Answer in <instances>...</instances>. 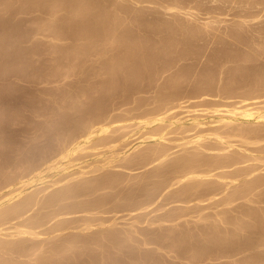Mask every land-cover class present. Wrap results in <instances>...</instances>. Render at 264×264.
I'll use <instances>...</instances> for the list:
<instances>
[{
	"label": "rangeland",
	"instance_id": "1",
	"mask_svg": "<svg viewBox=\"0 0 264 264\" xmlns=\"http://www.w3.org/2000/svg\"><path fill=\"white\" fill-rule=\"evenodd\" d=\"M247 1L248 0H246L245 2H242V0H241V3H239L240 0H92V1H90V0H0V9H1L0 10V45L3 47V48L0 47V52H1L0 53V118L4 120V122L0 124L1 125L0 126L1 127L0 128V164H1V166H6L8 171L11 172V171H13L12 170L13 168L21 167V166H19L20 164H24V166H25V164L26 165L31 164L34 160H36L34 158H36L37 154L40 153L42 150L44 151L43 153H45V149L47 150V148H48L47 151H50V153H51V151L55 152L57 150L64 149V148L68 147L67 146L68 144L71 145V143H73L74 141L76 142L78 139H81V137H82L81 132L83 133L85 131V129L87 128V126H89L88 124L89 123L91 124L93 122H94L93 124H95L94 125L95 127H98L102 124L107 125L109 127L108 131H107L108 134H112V135L115 134V136H117L116 134L119 133V135H120V133L127 131L128 132L127 133L128 138H130V140H132L131 138L136 140L135 137H137V134L138 135L142 134V133H140V129H141V132H143L144 130H146V128L148 130L149 129L153 130L155 128V127L153 128V126H152V128H151V126H145V127L138 126V121H140V120L142 121L143 117H148L149 115H151L153 113L154 114L151 116L162 115V114L165 115V113L167 112L165 123H163V125L165 124L164 126H166V127L164 128L161 125L160 126L156 125L157 128L159 127V129H160V132H159V130H158V133L156 132V134H157L156 136H159L164 131L167 132V130L169 128H171L172 126H173V128L175 126H177L179 128V125L167 126L166 123L169 121V116L170 117L172 116V117L185 118V117H187V115H189V114L191 115L194 112L196 114H199V115L201 113L202 119L206 123H205V125H202L203 127L201 126L200 128H204V127L206 128L209 126L215 127V126H218L220 124H218V123L214 124L213 122H209V120L212 121L213 119L216 118L214 116V114H217V113L222 114V111L224 113L227 109L233 108V106L238 107V105L239 106L245 105L249 109L250 108L255 109V107H257V106L264 105V102H262V101H264V99H262V98H264V87L261 86V88H259V85H257V83L252 81L253 79L249 78L251 75V72H252V71L250 72V70H253V71H254V69L261 70L260 72L257 71L259 73V75H261L260 73H264V71H262V70H264V30H262V29H264V3H262L261 0H257V1H261V3L258 2V4H257V1H255L256 3H253L254 5L252 6L253 8L252 7L250 8V6H251L250 4L252 2H250V4H249L250 0L248 1V3H246ZM253 2H254V0H253ZM244 3H246V4H244ZM240 4L242 7H239ZM6 5H7V7H6ZM100 5H101V7H100ZM247 5L249 6V8ZM131 6H132V8H131ZM170 6L173 8H171ZM244 6L247 7V9L246 8L244 9ZM105 9H107V10H105ZM137 9H140V11L142 13L139 12V14H141V15L138 14L137 11H139V10H137ZM256 9H257V11H255ZM134 12L137 15V19H136L137 22L136 23L140 22L138 24L134 23L135 19H132L133 17L136 18V15H133V14H135ZM143 12H144V14H143ZM115 13L118 14L116 17V20H117V22L120 23L116 28L118 33L124 32L126 30L125 32H127L128 35L130 34L132 37H138V38L141 37V39H143V40H140V38H139V40L142 42L143 41L146 42V43H144V44H146V47L144 46L146 48V51L145 52L143 51L145 53V55L147 53H149L150 51H151L150 53L154 52V54H155V51H156L158 56L155 54L154 58L157 57V59L153 58V60H155V61L152 60V62L150 64V68H149L150 73L149 72L147 74L143 73L144 75L140 76L138 78V80H136V82L135 81L132 82L133 84L131 82H129V84L131 83L132 85L131 84L129 85L127 83L124 85L125 80H124V77L122 76V73H117V75L115 76L116 79L113 78L116 82L113 80L115 85L113 84V88H112L113 91L112 90H111L112 92L110 91L112 94L111 93L109 94L107 92L104 94V91L102 90V86H103L102 82H104L103 80H104L105 74L101 73V72L103 71L105 66L102 69L101 65L103 66V64L101 61H104V63H105V61H108L106 56L112 54L114 50H111V48H110L111 51L110 50L107 51L106 56L104 54L103 58L101 56L99 57L98 51L96 50L97 46H95L97 44V42L95 43V45L93 47V45H91L89 43V42H92L89 39L91 37L92 39L94 38L99 42H100V39H103L104 40L103 44H106V46L104 45L103 47H105L106 49L107 48L109 49V47H107L108 46L107 42H105V40H107V38H97L98 35L96 34V31L99 32V29L101 30L102 26L105 24V22H107L106 20L108 19L109 15L115 14ZM170 15H173V17L176 16V18L178 20L180 19V21H178V22L179 23L182 22V23H180V25H182V27L184 26L183 28L186 27L188 29L190 27L191 28L192 27L193 28L198 27L200 35L201 34L202 35L197 40H195V38H193L196 41V43L193 39H189V41L191 43H192V40L194 42L192 44L189 43L186 45L185 43H187L189 41L186 40V42L183 43L184 41L182 42L181 40H179V41H181V43L179 45L175 42L176 45H178V47L180 46L179 48L178 47L176 48L175 47L176 45L175 46L170 45V47L173 46L172 49L175 51H172L171 48L169 49V46L166 47L168 49L161 46L162 42L159 40L160 39L159 37L161 36V38L162 37L164 38V36H162L161 35L162 33L160 34L159 32L162 31L164 34V31H163V29H161L162 27L160 28L161 30H159L158 26L157 25L155 26V23L160 22V21L156 22L155 20L160 19L164 23L165 19H166L165 21L167 22V20L169 18H172V17H169ZM145 18H147V19H145ZM130 19L132 20V23H130ZM138 19H140V20L138 21ZM142 19H144V20H142ZM172 19L173 20L170 19L172 22L175 21L174 18H172ZM177 19H176V21H177ZM147 20H149V23H147L148 22ZM128 21H129V23H128ZM141 21H143V22L146 21L144 23L145 24L147 23V25L148 24L152 25L155 22L153 25L155 26V28L157 27L156 29L159 30L158 33L160 34V36H158L159 34L157 33L156 38H153L156 34L155 32H157V31L154 32L155 34H153V32H152L153 30L150 32H147L149 27L147 26L148 27L147 28L146 25H144V24L142 26L143 27L145 26V28L147 30L145 28H144L145 30H143V28H141L142 26L140 25ZM150 21H152V23ZM171 21H169V22H171ZM206 21H209L208 27L202 28V23L206 22ZM85 22L87 25L85 24ZM126 22L130 26L129 28H128V25L126 26L127 28L124 27ZM160 23H158V24H160ZM239 23L241 25L242 24H244V25L241 26ZM246 23H247V25H246ZM81 24L82 25L84 24L86 26H83V29H82ZM239 25H240V27H238ZM79 26H81V29L83 30L82 32L84 34H83V36L75 38L73 35H71L72 34L71 32H73L75 30H79V28H80ZM87 26L89 28H87ZM257 26H258V28H260L259 29L260 32H258L259 30L257 29ZM62 27H63V29H62ZM65 27L67 28V30ZM85 28H86V30L88 29L87 33H86ZM180 28H181V26H180ZM183 28H181V29H183ZM200 28H201V30H200ZM150 29H154V28L151 27ZM230 30H232V31H230ZM62 31H63V33H62ZM66 31H68L69 33ZM89 31H90V33H89ZM129 31H130V33H129ZM150 34L151 35L153 34V37ZM130 35H129V39H131ZM204 35H205V37H204ZM157 36H158V38H157ZM142 37H146V38H142ZM147 37H148V39H147ZM138 38H134V39H138ZM71 39H72V41H71ZM134 39H133V41H134ZM145 39H146V41H145ZM148 40H150V42ZM218 40H219V42L220 41L223 42V40H224V42H226V44L224 42L221 44L222 45L224 44L225 47L227 46V48H229V46H230V49L233 47L232 45H235L233 48H235L237 45L238 48H235V50L237 49L235 51L236 55L241 52L240 53L241 55L237 56V58L239 57L238 59H240V56L242 57L243 54H245L246 56L244 55V57L241 59V61L236 59V55H234V54H233V58H231L232 54L228 53L229 49H228V52H226L229 55L225 53V50L227 48H224V52H223V50L221 49V44L219 43L220 45H218V43H217ZM243 40H244V42H243ZM179 41H178V43H179ZM159 42H161V43H159ZM155 43L158 45L156 46ZM182 43L185 45L181 46ZM248 43L249 44L251 43V44L249 45ZM80 44L83 47L80 46L81 49H77L79 47H76V46H79ZM83 44L85 45V47ZM228 44H229V46H228ZM189 45L191 48L188 47ZM224 45H223V47H224ZM99 46H100V44H99ZM184 46H186L187 48ZM217 46H220V49L218 48V50H222V52L226 55L221 56V54H223V53H220V55H219L220 57L216 58V56L218 55V52L215 51L216 50L215 48H217ZM144 47H143V49H144ZM157 47H158V49H157ZM153 48L156 50L154 51ZM161 48H162V50H161ZM167 50H170V51H167ZM171 51H172V53H171ZM177 51H179V53ZM167 52L169 53L168 55H170V54L171 55L168 56L167 54H165ZM233 53H234V50H233ZM162 55H164V56L167 55L168 57L167 56L162 57ZM63 56H65V57H63ZM147 56L150 57L149 54H147ZM151 56L153 57V55H151ZM228 56H230V57L228 58ZM234 56H235V58H234ZM247 56H248V58H247ZM208 58H210V59H208ZM224 58H226V59H224ZM249 58H251V59L249 60ZM235 59L240 61V63L237 62L238 63L237 64ZM243 59L245 60V62ZM242 61L244 62L243 65L241 64ZM100 62H101V64H100ZM152 63H154V64H152ZM256 63L258 65V68L256 66ZM98 64H100V65H98ZM211 64H212V66H210ZM218 64H220V65H218ZM236 64H237V66L239 64H241V67L242 66L246 67V68L242 67L243 68L242 70H246L248 68L246 70V72L244 71L246 74L242 73V70H240L241 67L240 68L238 67L239 70L241 71L240 72L236 68L237 67ZM233 65L236 66L235 69H233L235 72L237 71L236 73H234L232 71V68H234ZM248 66H250V67H248ZM251 66H252V69H251ZM229 68H231L230 69L231 71L228 70ZM91 70H93V71H91ZM248 70H249L248 73L250 74V75L248 74L249 77L247 75ZM256 70H255V72H256ZM208 71H210V72H208ZM230 72H233L234 75ZM257 72H256V74L253 72L256 77L258 75ZM101 74H103V75H101ZM227 74H230V75L232 74L231 76H233V77L231 78V76H229ZM244 74L247 77H245ZM211 75H212V77L213 76L215 77V80H214V77L213 78L211 77ZM225 75L228 79L225 77ZM262 75H264V74H262ZM118 76H119V78H118ZM121 77H123V78H121ZM229 77H230V79H229ZM251 77L253 78V76H251ZM256 77L254 78L255 81L257 80ZM258 77L260 78V76H258ZM240 78H242V79H240ZM177 80L180 81V83L181 82L182 83L180 84L179 82H176ZM199 81H200V83H199ZM250 81L252 83H250ZM207 82H209V83H207ZM253 82L257 86V91L259 92L260 95L258 94V92H256V86L253 84ZM229 83H231V84H229ZM127 86H129V87H127ZM251 86L254 89L251 88ZM122 88H123V90H122ZM232 89H233V91H232ZM259 89H262V90H260L261 93H260ZM249 90H251V91H249ZM227 91H228V93H227ZM229 91L231 92L232 95L229 93ZM252 91H254V92H252ZM173 92L177 93L176 98H173L172 100H169V101L164 100V99H168L169 93H173ZM223 92H224V94H223ZM247 92L249 95H247ZM254 93H256V94H254ZM250 94L253 97H251ZM256 95L258 96V98ZM165 96H166V98H165ZM249 97L251 99H249ZM254 97H255V99H254ZM158 98H160V99L163 98L162 100L165 101V103L163 102V104H162V101H161V103H158V101H159ZM239 98H241L242 100ZM245 99H247V100L244 101ZM248 100L250 102H247ZM53 103H54V105H53ZM245 103L246 104L248 103V106ZM159 104H161V105H159ZM229 104H230V106H229ZM157 106L163 107V108H160L161 109L160 111L162 114L157 113V112H160L158 109L159 107H157ZM213 107H216V108L218 107L219 111L221 110L220 111L221 113L220 112H217V113L212 112ZM224 109H225V111H224ZM165 110H167V111H165ZM146 111L148 114H146ZM152 111H154V112L152 113ZM155 111H156V114H155ZM208 112H212V113H208ZM138 113H140V114H138ZM59 116H60V118H59L60 120L58 119ZM203 116H205L206 118ZM139 117H142V119L140 118L138 120ZM235 117L238 118V116H236V115H235ZM95 119H96V121H94ZM254 119H255V121H254ZM235 121H237V120H235ZM250 121H251V124H252V122H255L256 126H258V127L255 126V128H259L261 130H264V128H262V127H264V124L260 123V122L264 123V120H259L253 116ZM257 122H259V125L257 124ZM212 123H213V125H212ZM245 123H246L245 126L250 124L249 122H245ZM78 124L80 125L79 127H83V128H79ZM84 124H86V125H84ZM251 124L248 126V129H249V127L250 128L254 127V124H252V125ZM260 124H261V127H260ZM82 125H84V126H82ZM85 126H86V128H85ZM185 126L186 125L184 124V126L182 128L180 126L179 129L176 127L174 129L171 128L173 130L171 133L169 132V134H165V132H164V134L167 136V138H165V136L163 134V137H164L163 139H158V138L156 139L157 141H160L162 143H166V145H167L168 149L166 148V145L164 146L162 144L163 147H165L167 149L166 153L168 152L170 154L168 157H166V159H167L166 162H171L170 160L174 161L175 158L177 160L178 156L179 157L181 156L180 158H182L183 157L182 155H184V153H185L184 147H186V146H187V148H186L187 150L185 149L186 150V154L184 155L185 158H186V156H188V158H189L191 156V153L194 154L195 152L197 153V151L199 153L204 152V151L208 152V150H205V149L203 150V148L201 149V147L200 148H193V146L190 147V145H191L190 143H188L190 145H188V144L183 145V143L179 144V141L181 142L182 140H186V139H188V137H191V135H188V137L182 138L180 135H182L183 133H185V134H183V136L187 135V134H192L195 130H197L199 128V127L193 128L194 129L193 130L192 125L188 124L186 127ZM243 127H244V125H243ZM128 128L131 130H129ZM209 128H211V127H209ZM57 130H58V132H57ZM150 130H149V132H150ZM175 130H178V131H175ZM169 131H171V130H169ZM107 132H106V135H108ZM112 132H114V133H112ZM151 132H153V131H151ZM133 133H136V134H133ZM176 133L180 136V138H178V135ZM238 133L239 132H236L235 134H238ZM242 133H239V134L242 135ZM249 133L248 132L243 133L245 135V138H243L244 136L242 137L239 134H238L239 137L234 134L235 135V136H233L234 138H232V135H231V137L228 136L231 139L230 140L228 138L229 142H230L229 144H231L232 146L233 145H238V146L243 145L242 147H244V145H245V147L247 148L243 151V150H241L242 148L240 147L239 149L241 151H239V152L241 154H239L238 153L239 149H237L238 147H233L234 149L230 150V151H232V152H229L230 154H233L234 152H236L235 154H239L241 156H244V154H245V156L243 158L247 159V157H248L247 160H249L250 158L253 159L255 155H258V157L261 156L260 158L264 157V152L261 151V148L264 149V143H262L264 141L259 142V140H257L258 141L257 143L253 142V141H256V139L255 138L250 139L253 137H250L249 135H247ZM143 134H145V136L147 135V133H144V132H143ZM143 134H142V136L139 135L138 137H143L144 136ZM129 135H130V137H129ZM132 135H134V136H132ZM223 135H225V134L223 133ZM246 135H247V137H250V138L249 139L246 138ZM240 137L243 140H240ZM128 138H127V140L130 141ZM214 138H215V136H210V138H207V140H206V141H208V143L206 141H205V143L206 144H212L211 142H213L214 140L215 141L213 143H215L216 139H214ZM138 139H140V138H138ZM209 139H210V142H209ZM244 139H247V140H244ZM135 140H133V141H135ZM65 141H67L66 144H65ZM69 141H71V142H69ZM240 141L242 143L239 144L238 142H240ZM249 141H252V142H249ZM150 142H155V140H144L143 144H145V143L149 144ZM169 142H171V143H169ZM244 142H246V143L249 142V143L246 144ZM250 143L252 145H250ZM253 143L257 147L254 146ZM158 144H160V143H158ZM142 146H144V145H142ZM188 146H189V148H188ZM42 147H44V148L42 149ZM255 147L259 148V149H256ZM190 148H193V149H190ZM188 149H189V151L191 150L190 151L191 153L188 152ZM198 149H201L202 151H200ZM195 150H197V151H195ZM234 150H236V151H234ZM84 151H86V150H80L79 151L80 153H78V155L79 154L81 155V153H83ZM213 152L214 151H212L210 153H213ZM47 153H49V152H47ZM179 153H180V155H179ZM35 155H36V157H35ZM154 155H156L157 157H155ZM154 155H152V157L154 156L155 159L152 158L153 159L152 160L150 158V161L152 163L151 162L148 163L146 159H145V161H142L143 159L140 160V158H138L136 156V158L134 159L135 164H136V161L138 163H139V161L145 162L146 164L148 163L145 166H144L145 163H142V165H141V163L136 164V165H134V163H132L134 165V167H137V169H135L133 166L132 167L134 169L131 168V166H129V168L128 167L127 168H124V167L120 168L119 167V169H121V170H119V172H123L125 174H126V172H128L126 176H128L130 178V181L126 180L128 177L127 178H126V176L123 177L124 181H122V182H124V184L126 185L125 187H128V188L127 189L124 188V184H123V186H121V188L123 187V189H121L120 185L122 183L120 180L121 184H119V186L117 185L119 188V190H117L118 193L120 192V189L123 190L124 192H125V190L130 191L128 189L129 188L131 189L132 185H133V187L134 186L138 187L137 184L135 185V184L131 183V177H132L131 175L132 174H134V175L136 174V176H137L138 173H139V175H141L142 173H144L146 171H147L146 173H148V171L152 172V170L153 171L155 170V172H156L157 169H158L157 170V173H158V171H161V166L163 169L165 168L164 164H162V165L159 164V168H158L157 162H159V160L157 161V159H160V157L158 158L157 154H154ZM172 157H174V158H172ZM179 157H178V159H180ZM83 159L84 160L79 159V160L73 161V164L69 165L68 166L69 168L67 167L68 171H71V170H74L75 168H78V165H80V166L84 165L85 162H88V160L90 161V160L94 159V156H89V157H86ZM148 159H149V157H148ZM247 160H245L246 164L244 163V165H243V163H241V164L234 166L235 168L232 166L234 170H232V167H229L227 170L231 171V173H233L235 171L236 167H237V169H239L240 167H247L248 168V167H253V164H254V168H256L255 169L256 172H253L252 174H250L248 176H245V177L239 176L237 180H235L233 182H229L230 180H229L228 175L230 176L231 173L228 171H224V169H218L217 171H214L213 173H217L216 177L218 176V174H220L219 177L216 178L215 175H213V176L211 175L212 177L207 176V177H205V179L202 180V182H203L202 184H208V183L213 184V180H214V181H216V183L214 182V184H217V185L220 184L219 187L222 184H225L224 181H226V182H228L227 183L228 186L224 185V187H220V188H222L221 190L224 189L226 191V188H225V186H226L227 189L229 188L227 190L229 193L227 191L225 192L223 190L224 194L222 193V195L216 194L213 196H210V195L206 196V197L204 196V198L203 197L202 198H194V199H192V201L190 200L186 204H185V202L180 201V203L182 205L179 203V201L177 202L176 200H174L172 198V196H170V194L172 193L170 191L172 190L174 193V191H177L178 189H180L181 185L183 184L182 182L186 181V179L180 181L181 183H178L179 181L176 182L178 177H175L176 183L174 182L175 184L174 185L171 184L172 185L171 186V185H169V183L167 184V182L174 180V177L171 178L169 176V179H168L167 174H165L163 172H161L160 174L158 173V175H156L150 179L151 181L148 184L150 185V183L153 182V180H155V179L157 181L160 180L159 182L164 180L163 182L167 181L166 182L167 189L164 188L165 187V185H164L162 187L163 190L161 193L155 194L156 192L161 191V189L158 191L155 190V192L152 194L153 199H154V200L152 199V201H154V202H152L150 200V202L152 204H150V202L148 201L149 203L146 202L147 204H145L146 208L142 209L139 207L140 208V209L138 208L139 211L137 209H134V212L136 210L138 211V213L140 211H142L139 213L140 219H142L143 217H145V220L147 218H149V219L153 218V219H155L154 220L155 222L154 223L150 222L151 224L148 222V224H145L147 222L144 221V219H142L143 221L138 219L136 221V223L134 221L135 225H133L134 223H132V222L134 219L131 220L130 216L127 215L125 212V211L128 212V210L124 209L125 211H123V209H122L121 211H118L116 213V215L120 216L119 217L120 220H119V218L117 219L120 222H117V223L118 224L120 223V224L119 225L117 224V228H115L116 224L111 226V227H114L116 230L119 229V227L123 228L125 230V232L121 228H120V230H118V232L121 231L119 234H122V235H123V233L125 234L126 231L131 230V228H133V226H134L136 231H134L133 230L134 228H133L131 231L130 237L128 239L124 238L121 241L116 242L117 244H115V242H110L106 239H100V238H99L100 242L103 241L102 244L99 242V240L97 242H95V241L93 242V240L91 241V239H87V240L81 239V241L76 240V242H74V241L70 242L68 240V238L71 235H73L74 232L78 236L81 235L82 237L87 238L86 235L88 236L91 232L90 236H92V233L94 231V232H96V234L93 233V236L95 235L98 237L99 232L97 229L100 230V228H102V227L99 224L95 225L94 223H93V225H91L92 226V227H90L91 229H86V230L84 229L81 231H79L78 228L68 229V231L67 230L65 232L63 231L64 233H61V234L56 233L57 236L55 235L54 232L53 233H43V234L40 233L37 236H32V235H27V234L16 236V235L12 234L13 229H9V231H7V230L3 231L4 234L2 235V237L7 241H11V240L13 241L14 240L13 242H18L20 244H23V247L21 249L15 248V247L5 248V250L1 249L0 250V256L2 255V257H0V258L4 261H8L11 263L17 262V264L18 263H20V264H25V263L26 264H39V262L42 261L43 260L42 258H44V257H45L44 260L45 259L46 260L44 262H40V264H45V263L50 264L51 262H52L51 264H56L57 262H58V264H64L65 261H67V264L69 262H71V264L72 263L73 264H77V263L78 264H89V263L90 264H92V263L93 264H99V263L100 264H264V226H261V224L264 223V213H262V212H264V210H262V209H264V200H262V198H264V187H262V186L255 187L256 189L253 188L254 190H252L251 192L249 191L246 194H244L242 192H239V193L237 192L239 185H240L239 181L241 183H243L245 180L249 179L251 176L253 177L254 173H255L254 176L256 174H258V175L264 174V171H262V170H264V168H261V167H264V162H262L258 159H255V161L251 160V159H250L251 161L250 160L247 161ZM19 161H20V164H19ZM251 162H252V164H251ZM138 166H139V168H138ZM152 167L157 168V169H153ZM3 168H5V167H3ZM113 168H116V167H113ZM122 168H123V170H122ZM130 168H131V170H130ZM83 169L86 170V169H88V167H84ZM221 170L223 171L222 173L219 172ZM15 171H16V169H15ZM21 171L23 173H25L24 170H21ZM117 171H118V169H117ZM95 172H96V174H98L100 171H94V172H88V173L85 172V173L90 176L91 173L92 174L94 173L93 175H95ZM50 173L51 172H47V174H50ZM123 173H121V174H123ZM92 174H91V176H92ZM57 175H59V174H56L53 177H55ZM162 175H166V176L162 177ZM194 175L193 174L189 175L190 176L189 179L190 180L196 179ZM221 175H222V177H221ZM53 177L47 176L46 178L51 179ZM83 177H85L84 174H83ZM191 177H194V178H191ZM208 177H209V179H208ZM164 178H166V180ZM221 179H222V181L223 180L224 181L222 182ZM241 179H242V181H241ZM1 180L2 179L0 178V183H1ZM125 180L127 181V183L125 182ZM132 180H133V178H132ZM70 181H74V180L71 179ZM134 181H132V182H134ZM205 181H206V183H205ZM209 181H211V182H209ZM171 183H173V181H171ZM233 183H235V184H233ZM148 184L146 186H149ZM1 185L2 184H0V191L7 188V186H1ZM36 185H38V186L40 185V187H41L42 184L41 183L34 184V186H36ZM50 187H52V186H50ZM54 187H57V186H54ZM54 187H52L51 189H53ZM177 187H178V189H177ZM232 187H233L234 191L232 189L230 190V188H232ZM114 188L115 187H112V189L101 188V190H99V191L97 190V192L95 190L94 191L95 193H93V194L90 193L91 195H89V196L85 194L84 195L85 197H84L82 194L81 197H78V198L82 200L83 197L86 199L89 197L97 196L98 194H100V192L103 191L101 193L103 196L104 195H107L108 197L111 196L109 198V201H110L114 198L113 196L116 195V193H117V191H115ZM234 188H236V189H234ZM46 189H48V191H49V187ZM138 189H140V187H138ZM109 190H111V191L114 190V191L111 192ZM132 190H137V189L132 188ZM256 191H258L257 193H259V191H260V193L258 194V195H260L259 197L256 196L257 195ZM114 192H116V193H114ZM112 193H114V194H112ZM164 193H165V195H164ZM250 193H252V194H250ZM136 194H139V193L137 192ZM154 194L156 196V199L154 197ZM226 194H229V196L231 195V197L233 196L235 200L231 199L232 200V201L230 200L231 204L230 203L225 204V205H224V203L222 205L217 204V202H219V200H221L222 198L224 199L225 196H227ZM247 194H249V195H247ZM245 195H247V196H245ZM107 196H104V198L106 199ZM137 196L138 195H136V197ZM139 196H141V195H139ZM139 196H138V198H142V196L141 197H139ZM219 196H222V197H220L221 199L218 198ZM215 197H217V198H215ZM138 198H137V200H139ZM158 198H159V201L157 200ZM166 198H168V199H166ZM171 198L173 199V201ZM161 200H164V201L160 202ZM143 201H144V199H142V202ZM212 201H213V203H212ZM106 202L108 203V200ZM167 202H168V204H167ZM163 203H165L166 205H164ZM188 203H190V204H188ZM178 204L180 205V207ZM194 204H195V206L193 207ZM216 204L218 205L217 207H216ZM105 205L107 206L106 203H105ZM143 205H144V203H143ZM151 205L152 206L154 205V206L152 207ZM209 205L211 207H209ZM106 206H104V207H106ZM108 206H109V204H108ZM145 206H143V207H145ZM156 206L157 207H163L164 206L163 208H165V209L160 208V210H159V208H157V209H155V211L150 212L151 209L155 208ZM176 207H179V208H176ZM191 207H193L194 209ZM195 207H199V208H195ZM200 207L202 208L203 211L201 210ZM248 208H249V210H248ZM255 208H257L259 210L255 209ZM148 209L150 210L149 212H147L148 214L144 213ZM169 209L170 210L173 209L174 213H172V215H170V216L173 219L175 217V216L173 217V215L175 214L176 219L174 218L172 220L171 218H168L164 221L158 220L162 223L156 221L158 216L159 217H160V215L162 216V213L166 214L167 212L170 211ZM198 209H200V210H198ZM221 209H223V211H225V212L221 213L222 212ZM251 209H253V210L251 211ZM260 209L262 210V212ZM167 210H169V211H167ZM177 210H179L178 211L179 213L177 212ZM194 211L196 213H194ZM249 211L251 212V214H256V215L253 216L250 214V216H248L250 213ZM30 212H32V211H30ZM156 212L159 215H157ZM164 212H166V213H164ZM198 212H199V214H198ZM202 212H203V216H202ZM216 212H219L222 215L226 214V213L227 214H226V217H225V215H223V217H225V218H223L221 214H218V213L215 214ZM82 213L83 212H81V213L77 212V214L79 216H81L83 214L84 215L87 214L85 212L83 214ZM74 214L77 216L76 213H74ZM74 214H72V216ZM95 214H96V212H95ZM102 214L104 215L105 213H102ZM102 214L100 215V213L97 212V216L95 215V217H98V215L103 216ZM180 214L183 215V217ZM87 215H91V214H87ZM109 215H110V213H109ZM154 215H155V217H153ZM177 215H180V217L178 216V218H177ZM63 216L64 215H62V217ZM69 216H71V215H69ZM127 219H129V220H127ZM139 221H140V223H139ZM50 222H52V220ZM97 222H98V220H95V223H97ZM129 222L131 223L130 225H129ZM125 224H127V225H125ZM128 225L131 228H129ZM262 225H264V224H262ZM210 226H211V228L212 227L213 228L218 227L217 228L218 230L221 228L220 230H222V231L219 230L220 232H223L226 230L224 233H227L229 231L227 234H233V235H235L234 236L235 238L233 239V241L231 240L230 242H227V243L225 242V244L208 245V240H209V238L211 239V237H210V234L207 233L205 230H206V228L208 229V227H209L208 230H210L211 229ZM45 227L46 226H44V228ZM260 227L262 228V230L260 229ZM80 228H81V226H80ZM172 228H173V230H172ZM41 229H39V230H41ZM169 230H172L175 233L187 231V234L192 235L191 238L193 240L196 239L201 253L198 254L197 256H193L192 254L189 255L190 252H188L186 249L184 250V247L170 245V243H169L170 242V236H168V234H167L169 232ZM97 232H98V234H97ZM188 232H190V233H188ZM200 232L201 233L203 232V233L201 234ZM70 233H71V235H70ZM83 234H86V235L84 236ZM90 236H88V237H90ZM88 240H89V242H88ZM104 240H106V241H104ZM56 241H58V242H56ZM78 241L83 242V243H80ZM106 242H110L113 245H116L117 247L116 246L113 247L112 244L106 243ZM75 243H77V245L79 244V246L83 245L84 243L85 244L87 243V244L86 245L84 244V246H86V247L81 246L83 248L82 249L81 247L77 246ZM91 243H93V244H91ZM54 244L56 245L57 248L60 246L58 248V250L53 249L55 247ZM109 244L112 246V247L110 246L112 251L111 250L108 251ZM51 245H53L52 248H51ZM87 245H89L90 247ZM97 245L99 246V248ZM63 246H66V247L63 248ZM77 247H79V248H77ZM88 247H89V249H87ZM49 250H51V252H53V253H51ZM56 250L59 252H56ZM82 250L83 251L85 250V251L83 252ZM109 252H111V254H109ZM45 253H46V256H44ZM55 253L57 256L55 255ZM49 254H51V256ZM52 254H54V255H52ZM49 256L53 257V258L51 259V258H49ZM54 256H55L56 260L54 259ZM58 256L60 259L57 258ZM71 256L74 259L71 258ZM96 256L98 257L97 259H96ZM48 258H49V260H54V261H51L50 263H48L49 262ZM70 258L73 259L74 262ZM68 259H69V261H68ZM58 260H60V261H58Z\"/></svg>",
	"mask_w": 264,
	"mask_h": 264
},
{
	"label": "bare ground",
	"instance_id": "2",
	"mask_svg": "<svg viewBox=\"0 0 264 264\" xmlns=\"http://www.w3.org/2000/svg\"><path fill=\"white\" fill-rule=\"evenodd\" d=\"M90 1H92V0H90ZM246 1V0H245ZM244 0H242V2H245ZM249 1V0H248ZM248 1L246 2V3H248ZM255 1H257V0H254V2H253V0L251 1H249V4H250V2H252L250 5V8L254 5L253 3H256ZM262 1V3H264V0H261ZM261 1H257V4H258V2H260L261 3ZM8 2V1H7ZM10 2V1H9ZM12 2V1H11ZM84 2V1H83ZM38 3V2H37ZM176 3V2H175ZM239 3H241V0H240V2ZM246 3H244V4H246ZM259 3V4H260ZM5 4V3H4ZM12 4V3H11ZM83 5V4H82ZM86 5V4H85ZM84 5V6H85ZM96 5V4H95ZM173 5V4H172ZM178 5V4H177ZM211 6V5H210ZM214 6V5H213ZM237 6V5H236ZM248 6V5H247ZM256 6V5H255ZM254 6V7H255ZM2 7V6H1ZM6 7H7V5H6ZM86 7V6H85ZM100 7H101V5H100ZM107 7V6H106ZM171 7V6H170ZM239 7H242L241 6V4H240V6ZM257 7V6H256ZM128 8V7H127ZM131 8H132V6H131ZM171 8H173V7H171ZM247 9V7H245L244 6V9ZM248 8H249V6H248ZM253 8V7H252ZM102 9V8H101ZM141 9V8H140ZM140 9H137V10H139V11H137L138 12V14H139V12L140 13H142L141 11H140ZM240 9V8H239ZM243 9V8H242ZM1 10V9H0ZM105 10H107V9H105ZM252 10V9H251ZM240 11V10H239ZM255 11H257V9L255 10ZM103 12V11H102ZM117 12V11H116ZM112 13V12H111ZM133 13V12H132ZM135 13V12H134ZM5 14V13H4ZM143 14H144V12H143ZM249 14V13H248ZM253 14V13H252ZM83 15V14H82ZM116 15V16H115ZM117 15L118 14H110L109 15V17H108V19L106 20L107 22H105V24L102 26V28H101V30L99 29V32H97L96 31V34L98 35V37L97 38H107V40H105V42H107V44H108V46L107 47H109V49L107 50L105 47H103L104 45L106 46V44H103V42H104V40L103 39H100V42L99 41H97L96 39H92L91 37H90V41H92V42H89L91 45H93V47H94V45H95V43L97 42V44L95 45V46H97V51H98V54H99V57L101 56L102 58L104 57V54H105V56H106V52L107 51H109L110 50V48H111V50H114L113 51V53L112 54H110V55H108V56H106L107 57V59H108V61H105V63H104V61H101L102 62V64H103V66L101 65V67H102V69H103V67H104V69H103V71L101 72V73H104L105 75H104V82H102L103 83V86H102V90L104 91V94L107 92V93H111L113 90H112V88H113V84L115 85V83L113 82V78H115V76L117 75V73H122V76L124 77V85L127 83V84H129V82H136V80H138V78L140 77V76H142V75H144L143 73H148L149 72V68H150V64H151V62H152V60H153V58L155 57V54L157 55V53H156V49H154V51H155V54H154V52L153 53H147V54H149L150 55V57H148L147 56V54L145 55V51H146V44H144V43H146V42H142V41H140V40H143V39H141V37H139L140 38V40H139V38L138 37H132L130 34V38L132 39H129V35H128V33L127 32H121V33H118V31L116 30V28H117V26L120 24L119 22H117V20H116V17H117ZM133 15H136V13L135 14H133ZM139 15H141V14H139ZM102 16V15H101ZM132 16V15H131ZM98 17V16H97ZM120 17V16H119ZM133 17V16H132ZM143 17V16H142ZM168 17V16H167ZM166 17V18H167ZM169 17H172V18H174L175 19V21H171V20H173L172 18H169ZM167 19V22L164 20V23L162 22V20H160V19H156L155 21L156 22H158V21H160V22H158V23H160V24H158V23H155V26L157 25L158 26V29L159 30H161V29H163V31H164V34H163V32L162 31H160L159 32V30L158 29H156L155 28V26L153 27L152 25H147V23H149V20H147L148 22L145 24L144 22H146V21H141V26L144 24V25H146V27L148 28V30L145 28V26L143 27H141V28H143V30H147V32H150V31H152L153 32V34H155V36L153 37V34L151 35L153 38H156V35H157V33L159 32L162 36H164V38L162 37L161 38V36H160V34L158 35V36H160L159 38V40L162 42H159V43H161V46L162 47H164V48H166V47H168L169 46V49L171 48V50L172 51H175V50H173L172 49V47H170V45H176V43L179 45L180 43H181V41L183 42V43H185L186 42V40L187 41H189V39H193V38H195V40H197L198 38H200V36L202 35H200V32H199V30H198V27H196V28H183L182 27V25H180V23H182V22H178V21H180V19L178 20L177 18H176V16L175 17H173V15H170ZM104 18V17H103ZM132 19H135L134 20V23H136L137 21H136V19H137V15H136V18H132ZM145 19H147V18H145ZM163 19V18H162ZM171 19V20H170ZM176 19H177V21H176ZM184 19V18H183ZM102 20V19H101ZM140 19H138V21H139ZM142 20H144V19H142ZM119 21V20H118ZM153 21V20H152ZM152 21H150L151 23H152ZM169 21H171V22H169ZM183 21V20H182ZM3 22V21H2ZM97 22V21H96ZM123 22V21H122ZM208 22L209 21H206V22H203L202 23V28H207L208 27ZM74 23V22H73ZM88 23V22H87ZM98 23V22H97ZM102 23V22H101ZM104 23V22H103ZM127 23V22H126ZM125 23V25H124V27L125 28H127L126 26L128 25V23H129V21H128V23L126 24ZM130 23H132V20L130 19ZM138 23H140V22H138ZM138 23H136V24H138ZM253 23V22H252ZM42 24V23H41ZM85 24H86V22H85ZM90 24V23H89ZM88 24V25H89ZM240 24V23H239ZM250 24V23H249ZM3 25V24H2ZM35 25V24H34ZM82 25V24H81ZM87 25V24H86ZM86 25H82V29H83V26H86ZM93 25V24H92ZM91 25V26H92ZM131 25V24H130ZM133 25V24H132ZM184 25V24H183ZM241 25V24H240ZM240 25L238 26V27H240ZM242 25H244V24H242ZM241 25V26H242ZM246 25H247V23H246ZM95 26V25H94ZM101 26V25H100ZM123 26V25H122ZM152 28H154V29H150L151 27ZM180 26H181V28H183V29H181L180 28ZM193 26V25H192ZM200 26V25H199ZM80 28H79V30H75V31H73V32H71L72 34L71 35H73L75 38H78V37H80V36H83V30L81 29V26H79ZM130 26L128 25V28H129ZM162 27V28H161ZM260 27V26H259ZM66 28V27H65ZM87 28H89L88 26H87ZM119 28V27H118ZM145 28V29H144ZM161 28V29H160ZM62 29H63V27H62ZM78 29V28H77ZM185 29V30H184ZM231 29V28H230ZM233 29V28H232ZM257 29L259 30L260 28H258V26H257ZM256 29V30H257ZM24 30V29H23ZM66 30H67V28H66ZM85 30H86V28H85ZM124 30V29H123ZM130 30V29H129ZM200 30H201V28H200ZM262 30H264V29H262ZM65 31V30H64ZM87 31H88V29L86 30V33H87ZM155 31H157V32H155ZM186 31V32H185ZM230 31H232V30H230ZM24 32V31H23ZM66 32H68V31H66ZM155 32V33H154ZM203 32V31H202ZM258 32H260V30L258 31ZM3 33V32H2ZM62 33H63V31H62ZM69 33V32H68ZM89 33H90V31H89ZM129 33H130V31H129ZM254 33V32H253ZM20 34V33H19ZM24 34V33H23ZM143 34V33H142ZM204 34V33H203ZM255 34V33H254ZM261 34V33H260ZM55 35V34H54ZM24 36V35H23ZM62 36V35H61ZM158 36H157V38H158ZM254 36V35H253ZM20 37V36H19ZM54 37V36H53ZM89 37V36H88ZM94 37V36H93ZM150 37V36H149ZM204 37H205V35H204ZM82 38V37H81ZM86 38V37H85ZM134 38H138V39H134ZM142 38H146V37H142ZM152 38V39H153ZM202 38V37H201ZM220 38V37H219ZM92 39V40H91ZM133 39H134V41H133ZM147 39H148V37H147ZM14 40V39H13ZM99 40V39H98ZM139 40V41H138ZM154 40V39H153ZM179 40H181V41H179ZM194 40V39H193ZM192 40V43L195 41H193ZM216 40V39H215ZM2 41V40H1ZM71 41H72V39H71ZM137 41V42H136ZM145 41H146V39H145ZM149 42H150V40H148ZM178 41H179V43H178ZM11 42V41H10ZM76 42V41H75ZM87 42V41H86ZM152 42V41H151ZM176 42V43H175ZM216 42V41H215ZM223 42H224V40H223ZM223 42H219V40L217 41V43H218V45H220L221 43H223ZM243 42H244V40H243ZM242 42V43H243ZM252 42V41H251ZM148 43V42H147ZM157 43V42H156ZM155 43V45L157 46L158 44H156ZM175 43V44H174ZM181 44V46L182 45H187V44H189V43H191L190 41L189 42H187V43H185V44ZM191 43V44H192ZM195 43H196V41H195ZM198 43V42H197ZM220 43V44H219ZM225 44H226V42H224ZM233 43V42H232ZM237 43V42H236ZM99 44H100V46H99ZM103 44V45H102ZM152 44V43H151ZM200 44V43H199ZM215 44V43H214ZM249 44V43H248ZM251 44V43H250ZM249 44V45H250ZM253 44V43H252ZM84 45V44H83ZM148 45V44H147ZM154 45V44H153ZM154 45V46H155ZM178 45H176L175 47L177 48L178 47ZM224 45V44H223ZM223 45L221 44V49L223 50V52H224V48H227V46L225 47V45H224V47H223ZM72 46V45H71ZM81 44L79 45V46H76V47H79V48H77V49H81V47H83V46H81ZM87 46V45H86ZM145 46V47H144ZM152 46V45H151ZM153 46V47H154ZM155 46V47H156ZM160 46V45H159ZM216 46V45H215ZM228 46H229V44H228ZM233 47L235 46V45H232ZM231 46V47H232ZM0 47H2L1 45H0ZM18 47V46H17ZM73 47V46H72ZM75 47V48H76ZM84 47H85V45H84ZM143 47H144V49H143ZM180 47V46H179ZM178 47V48H179ZM184 47H186V46H184ZM183 47V48H184ZM188 47H190V45L188 46ZM223 47V48H222ZM232 47V48H233ZM3 48V47H2ZM19 48V47H18ZM96 48V47H95ZM163 48V49H164ZM187 48V47H186ZM185 48V49H186ZM191 48V47H190ZM218 48L220 49V46H217V48H215L214 50L215 51H217L218 52V55L216 56V58L217 57H220L219 55H220V53H223L222 52V50H218ZM230 49V46H229V48H227L226 50H225V53L226 52H228V49H229V54H232L231 55V58H233V54L234 55H236V53H235V51L237 50H235V48H238L237 47V45H236V47L235 48H233V49ZM86 49V48H85ZM116 49V50H115ZM157 49H158V47H157ZM160 49V48H159ZM166 49H168V48H166ZM193 49V48H192ZM110 50V51H111ZM161 50H162V48H161ZM165 50V49H164ZM177 50V49H176ZM180 50V49H179ZM232 50V51H231ZM233 50H234V53H233ZM52 51V50H51ZM65 51V50H64ZM93 51V50H92ZM144 51V52H143ZM166 51V50H165ZM167 51H170V50H167ZM172 51H171V53H172ZM185 51V50H184ZM214 51V52H215ZM220 51V52H219ZM82 52V51H81ZM80 52V53H81ZM96 52V51H95ZM160 52V51H159ZM158 52V53H159ZM178 53H179V51H177ZM189 52V51H188ZM247 52V51H246ZM1 53V52H0ZM60 53V52H59ZM79 53V52H78ZM161 53V52H160ZM181 53V52H180ZM228 53H226V54H228ZM241 53V52H240ZM240 53H238L237 55H236V59H238L237 58V56L238 55H241ZM69 54V53H68ZM97 54V55H98ZM164 54V53H163ZM165 54H169L168 52L167 53H165ZM164 54V55H165ZM182 54V53H181ZM216 54V53H215ZM226 54H221V56L222 55H226ZM228 54V55H229ZM151 55H153V57L151 56ZM161 55V54H160ZM164 55H162V57H166V56H164ZM171 55V54H170ZM170 55H168V56H170ZM244 55L245 54H243L242 55V57L240 56V59H238V60H240L241 61V59L244 57ZM90 56V55H89ZM95 56V55H94ZM158 56V55H157ZM167 56V57H168ZM181 56V55H180ZM215 56V55H214ZM246 56V55H245ZM63 57H65V56H63ZM105 57V58H106ZM173 57V56H172ZM175 57V56H174ZM183 57V56H182ZM226 57V56H225ZM230 56H228V58H229ZM212 58V57H211ZM227 58V57H226ZM226 58H224V59H226ZM234 58H235V56H234ZM246 58V57H245ZM244 58V59H245ZM247 58H248V56H247ZM254 58V57H253ZM56 59V58H55ZM101 59V58H100ZM154 59H157V57L156 58H154ZM208 59H210V58H208ZM235 59V60H236ZM243 59V60H244ZM251 58H249V60H250ZM104 60V59H103ZM106 60V59H105ZM231 60V59H230ZM234 60V61H235ZM238 60H236V63L237 62H239L240 63V61H238ZM246 60V59H245ZM245 60H244V62H245ZM16 61V60H15ZM153 61H155V60H153ZM211 61V60H210ZM227 61V60H226ZM233 61V60H232ZM231 61V62H232ZM98 62V61H97ZM101 62H100V64H101ZM216 62V61H215ZM221 62V61H220ZM225 62V61H224ZM243 61L241 62V64L243 65V63H244ZM155 63V62H154ZM154 63H152V64H154ZM214 63V62H213ZM219 63V62H218ZM235 63V62H234ZM100 64H98V65H100ZM221 64V63H220ZM220 64H218V65H220ZM223 64V63H222ZM238 64V63H237ZM237 64H236V66H237ZM241 64H239L237 67L236 66H234V68H232V71L234 72V73H236L233 69H235V67L239 70V68L241 67ZM97 65V66H98ZM228 65V64H227ZM27 66V65H26ZM153 66V65H152ZM210 66H212V64L210 65ZM256 66H257V68H258V65H257V63H256ZM228 67V66H227ZM239 67V68H238ZM242 67H245V66H242ZM240 68V70H242L243 68ZM248 67H250V66H248ZM94 68V67H93ZM99 68V67H98ZM97 68V69H98ZM206 68V67H205ZM214 68V67H213ZM226 68V67H225ZM231 68H229L228 70H230ZM246 68V67H245ZM244 68V69H245ZM261 68V67H260ZM7 69V68H6ZM248 69V68H247ZM246 69V70H247ZM250 69V68H249ZM251 69H252V66H251ZM148 70V71H147ZM220 70V69H219ZM239 70V71H240ZM246 70H242V73H245L246 72ZM255 70L256 69H254V71L253 70H250V72H251V75L248 73L249 72V70L247 71V75L249 74L250 75V77H249V75H248V77L249 78H251V79H253L252 81H254L255 83H257V85H259V88H261V86L262 87H264V75H262V74H264V73H260L261 75H259V73L257 72V71H261V70H256V72L258 73V75H257V77L258 76H260V78L258 77H256L255 75H254V73L256 74V72H255ZM91 71H93V70H91ZM147 71V72H146ZM206 71V70H205ZM213 71V70H212ZM231 71V70H230ZM245 71V72H244ZM262 71H264V70H262ZM208 72H210V71H208ZM226 72V71H225ZM233 72H230V73H232L233 75H234V73ZM241 72V71H240ZM254 72V73H253ZM4 73V72H3ZM150 73V72H149ZM229 73V72H228ZM200 74V73H199ZM210 74V73H209ZM214 74V73H213ZM231 74V75H232ZM238 74V73H237ZM246 74V73H245ZM244 74V76L245 77H247L246 75ZM101 75H103V74H101ZM201 75V74H200ZM220 75V74H219ZM227 75H229V76H231L230 74H227ZM240 75V74H239ZM238 75V76H239ZM199 76V75H198ZM251 76H253V78L251 77ZM256 77V81L254 80V78ZM123 77H121V78H123ZM200 77V76H199ZM202 77V76H201ZM211 77H212V75H211ZM214 77V76H213ZM212 77V78H213ZM224 77V76H223ZM225 77H226V75H225ZM233 76H231V78H232ZM241 77V76H240ZM118 78H119V76H118ZM177 78V77H176ZM227 78V77H226ZM235 78V77H234ZM116 79V78H115ZM207 79V78H206ZM209 79V78H208ZM228 79V78H227ZM229 79H230V77H229ZM240 79H242V78H240ZM123 80V79H122ZM144 80V79H143ZM180 80V79H179ZM214 80H215V77H214ZM226 80V79H225ZM249 80V79H248ZM115 81V80H114ZM175 81V80H174ZM210 81V80H209ZM213 81V80H212ZM223 81V80H222ZM246 81V80H245ZM116 82V81H115ZM123 82V81H122ZM176 82H179L180 83V81H176ZM203 82V81H202ZM236 82V81H235ZM254 82H253V84H254ZM120 83V82H119ZM130 83V84H131ZM171 83V82H170ZM169 83V84H170ZM182 83V82H181ZM180 83V84H181ZM199 83H200V81H199ZM207 83H209V82H207ZM223 83V82H222ZM250 83H252L251 81H250ZM129 84V85H130ZM133 84V83H132ZM131 84V85H132ZM139 84V83H138ZM173 84V83H172ZM198 84V83H197ZM229 84H231V83H229ZM80 85V84H79ZM137 85V84H136ZM206 85V84H205ZM252 85V84H251ZM255 85V84H254ZM134 86V85H133ZM207 86V85H206ZM219 86V85H218ZM222 86V85H221ZM226 86V85H225ZM256 86V85H255ZM127 87H129V86H127ZM138 87V86H137ZM237 87V86H236ZM235 87V88H236ZM133 88V87H132ZM227 88V87H226ZM234 88V89H235ZM251 88H253L252 86H251ZM121 89V88H120ZM209 89V88H208ZM230 89V88H229ZM254 89V88H253ZM2 90V89H1ZM112 90V91H111ZM122 90H123V88H122ZM179 90V89H178ZM177 90V91H178ZM214 90V89H213ZM260 90H262V89H259V91ZM111 91V92H110ZM232 91H233V89H232ZM249 91H251V90H249ZM255 91V90H254ZM254 91H252V92H254ZM124 92V91H123ZM214 92V91H213ZM216 92V91H215ZM256 92H258L257 91V86H256ZM132 93V92H131ZM227 93H228V91H227ZM229 93L231 94V92L229 91ZM234 93V92H233ZM260 93H261V91H260ZM112 94V93H111ZM176 94V95H175ZM223 94H224V92H223ZM237 94V93H236ZM254 94H256V93H254ZM258 94H259V92H258ZM257 94V95H258ZM226 95V94H225ZM232 95V94H231ZM240 95V94H239ZM243 95V94H242ZM246 95V94H245ZM247 95H249L248 94V92H247ZM246 95V96H247ZM256 95V96H257ZM260 95V94H259ZM104 96V95H103ZM111 96V95H110ZM176 96H177V93H169V95H168V99H164V100H172L173 98H176ZM227 96V95H226ZM234 96V95H233ZM241 96V95H240ZM244 96V95H243ZM250 96L251 97H253L251 94H250ZM262 96V95H261ZM160 97V96H159ZM232 97V96H231ZM242 97V96H241ZM245 97V96H244ZM248 97V96H247ZM164 98V97H163ZM163 98H158L159 99V101H158V103H161V101H162V104H163V102L165 103V101H163L162 99ZM165 98H166V96H165ZM257 98H258V96H257ZM260 98V97H259ZM239 99H241V98H239ZM249 99H251L250 97H249ZM254 99H255V97H254ZM253 99V100H254ZM262 99H264V98H262ZM261 99V100H262ZM242 100V99H241ZM247 99H245L244 101H246ZM240 101V100H239ZM259 101V100H258ZM247 102H250L249 100L247 101ZM254 102V101H253ZM256 102V101H255ZM262 102H264V101H262ZM168 103V102H167ZM233 103V102H232ZM235 103V102H234ZM252 103V102H251ZM250 103V104H251ZM157 104V103H156ZM237 104V103H236ZM235 104V105H236ZM246 104V103H245ZM53 105H54V103H53ZM159 105H161V104H159ZM247 106H248V103L246 104ZM163 106V105H162ZM159 107V106H157V107H159L158 109H159V111L161 110L160 108H163V107ZM175 106V105H174ZM217 106V105H216ZM219 106V105H218ZM229 106H230V104H229ZM233 106V105H232ZM253 106V105H252ZM257 106V105H256ZM167 107V106H166ZM59 108V107H58ZM165 108V107H164ZM152 109V108H151ZM61 110V109H60ZM146 110V109H145ZM203 110V109H202ZM205 110V109H204ZM63 111V110H62ZM165 111H167V110H165ZM170 111V110H169ZM211 111V110H210ZM221 111V110H220ZM219 111V109H218V107L216 108V107H213V109H212V112H214V113H217V112H220ZM224 111H225V109H224ZM143 112V111H142ZM154 111H152V113H153ZM212 112H208V113H212ZM60 113V112H59ZM150 113V112H149ZM157 113H161V111L160 112H157ZM167 113V112H166ZM165 113V115L164 114H162V115H154V116H151V115H153V114H151V115H147L148 117H143V119H142V117H139L138 118V120L141 118L142 119V121L140 120V121H138V126H141V127H145V126H151V128H152V126H153V130H150V132L151 131H153V132H149V130L146 128V130H142L144 133H147V135L145 136V134H143V132H141V129H140V133H142L144 136L143 137H138L139 135L140 136H142V134H137V137H135L136 138V140L135 139H133V138H131L132 140H130V138H128V135H127V131H125V132H122V133H120V135H119V133L118 134H116L117 136H115V134H108V126L107 125H104V124H102V125H100V126H98V127H95L94 125L95 124H93V123H89L88 125L89 126H87V128H86V126H85V131L82 133L81 132V139H78L76 142L74 141L73 143H71V145L70 144H68L67 146L68 147H66V148H64V149H60V150H57V151H55V152H53V151H51V153H50V151H47L48 150V148H47V150L45 149V153H43L44 151L42 150L40 153H38L37 154V157H36V155H35V157L36 158H34V159H36V160H34L31 164H28V165H26L25 164V166H24V164H20V161H19V166H21V167H16V168H13L12 170L13 171H11V172H9L8 171V169H7V167L6 166H1V164H0V178L2 179L1 180V183L0 184H2L1 186H7V188L6 189H4V190H1L0 191V250L1 249H4L5 250V248H12V247H15V248H19V249H21L22 247H23V244H20V243H18V242H13L12 240L11 241H7V240H5L3 237H2V235L4 234L3 233V231L4 230H7V231H9V229H13V232H12V234H14V235H16V236H20V235H23V234H27V235H32V236H37V235H39L40 233L41 234H43V233H55V235H56V233L57 234H61V233H64L66 230L68 231V229H74V228H78L79 229V231H81V230H86V229H91L90 227H92L91 225H93V223L96 225V224H99L102 228H100V230L99 229H97L98 230V232H99V234H98V232H97V234H98V237L97 236H93V233L94 234H96V232H94L93 231V233H92V236H90V234H91V232H90V234L88 235V236H90V237H88L86 234H83L84 236L86 235V237L87 238H85V237H82L81 235H76V233L74 232V234L73 235H71V233H70V237L68 238V240L71 242H76V240H80L81 241V239H84V240H87V239H91V241L93 240V242L95 241V242H97L98 240H99V238L100 239H106V240H108V241H110V242H115V244H117L116 242H119V241H121L122 239H124V238H126V239H128L129 237H130V234H131V231H132V229L134 228V226H133V228H131L129 225L131 224L130 222H129V228H131V230H129V231H126V233L124 234L123 233V235L122 234H119L120 232H118V230H120V228L121 227H119V229H115V228H117V222H120L119 220H120V216H117L116 215V213L118 212V211H121L122 209H123V211H125L124 209H126V210H128V212L127 211H125L126 212V214L127 215H129L130 216V219L131 220H133V222L132 223H134V221H135V223H136V221L139 219V220H141V221H143L142 219H144V221H146L147 223H145V224H148V222L150 223V222H152V223H154L155 221V219H153V218H151V219H149V218H147L146 220H145V217H143L142 219H140V212H142V211H140L139 213H138V208L140 207V208H142V209H144V208H146V206H145V204H147L146 202H150V200L152 201V199H153V193L155 192V190L156 191H158V190H160L161 189V191H158V192H156L155 194H157V193H161L162 192V190H163V186L165 185V187L164 188H166L167 189V185H166V182L167 181H165V182H163V181H161V182H159V181H157L156 179V181L155 180H153V182H151L150 183V185L148 184L151 180V178H153L154 176H156V175H158V173L160 174L161 172H163V173H165V174H167V176H168V179H169V176L171 177V178H173L174 177V180H171V181H173V183H171V181H169V182H167V184L169 183V185H174L176 182H178V183H181L180 181H182V180H184V179H186V181H184V182H182L183 184L181 185V187H180V189H178V187H177V191H174V193H173V191L171 190L170 192H172L171 194H170V196H172V198L174 199V200H176L177 202L179 201V203H180V201H183V202H185V204L187 203V202H189L190 200L192 201V199H194V198H204V196L206 197V196H213V195H222V193L224 194V191L223 190H221L222 188H220V187H224V185H226V186H228V182H226V181H224V183L225 184H222L220 187H219V185L220 184H214V182L216 183V181H214L213 180V184H211V183H208V184H202L203 182H202V180L203 179H205V177H207V176H210V177H212L213 175H215V177H216V175H217V173H213L214 171H217L218 169H224V171H228L227 169L229 168V167H234V166H236V165H238V164H241V163H243V165H244V163H245V160H247L248 159V157H247V159L245 158H243L244 156H245V154H244V156H241V155H239V154H241L239 151H241V150H245V149H247L246 147H245V145H244V147H242V146H238V145H231V144H229L230 142H229V137H231V135H232V138H234L233 136H238L239 137V135L240 136H244L243 138H245V135L243 134V133H249V134H247V135H249L250 137H253V138H250V137H247V135H246V138H250V139H256V141H253V142H255V143H257L258 141L257 140H259V142L260 141H264V130H261V129H259V128H255V126H256V124H255V122H252V124H254V127L253 128H250L249 127V129H248V126L251 124V118L254 116L255 118H257V119H259V120H264V105H260V106H257V107H255V109H249V108H247L245 105H242V106H239L238 105V107H234L233 106V108H229V109H227L224 113H223V111H222V114H214V116L216 117L215 119H213L212 121H210L209 120V122H213L214 124L215 123H218V124H220V125H218V126H215V127H213V126H209V127H211V128H209V127H204V128H200L202 125H205V121H203V119H202V114L200 113V115L199 114H196L195 112L193 113V114H189V115H187V117H185V118H182V117H170L169 116V121L166 123L167 124V126H170V125H179V128H180V126H181V128L184 126V124L187 126L188 124L189 125H192L191 127H192V129L193 128H197V127H199L197 130H195L192 134H187V135H184L183 136V134H185V133H183L182 135H180L182 138H185V137H188V135H191V137H188V139H186V140H182L181 142L179 141V144H182L183 143V145L184 144H188V143H190V144H188V145H190V147H192L193 146V148H200L201 147V149L203 148V150L205 149V150H208V152L206 153L205 151L204 152H201V153H199L197 150H195V151H197V153L195 152L194 154H192L190 151H189V149H188V152H190L191 153V156L188 158V156H186V158L184 157V155L186 154V148H187V146L186 147H184L185 149H184V155H182L183 157L182 158H180L179 156V158L180 159H178V157H177V160H176V158L174 159V161H172V160H170L171 162H166L167 161V159H166V157H168L170 154L168 153H166V151H167V145H166V143H162V142H160V141H157L156 139L158 138V139H163L164 137H163V134H164V132H165V134H169V132L171 133L173 130L171 129V128H173V126L171 127V128H169L168 130H167V132L166 131H164L163 133H161L159 136H156L157 134H156V132L158 133V130H159V132H160V129H159V127L157 128V126L159 125H161L162 127H166V126H164L163 125V123H165V120H166V114ZM221 113V112H220ZM51 114V113H50ZM61 114V113H60ZM64 114V113H63ZM138 114H140V113H138ZM137 114V115H138ZM146 114H148L147 113V111H146ZM155 114H156V111H155ZM172 115V114H171ZM235 115L236 116H238V118H236L235 117ZM61 116V115H60ZM60 116L58 117V119L60 118ZM95 116V115H94ZM139 116V115H138ZM176 116V115H175ZM21 117V116H20ZM62 117V116H61ZM168 117V116H167ZM203 117H205V116H203ZM206 118V117H205ZM5 119V118H4ZM65 119V118H64ZM68 119V118H67ZM72 119V118H71ZM60 120V119H59ZM235 120H237V121H235ZM94 121H96V119L94 120ZM136 121V122H137ZM254 121H255V119H254ZM4 122V120L3 119H1L0 118V124L1 123H3ZM83 122V121H82ZM85 122V121H84ZM89 122V121H88ZM87 122V123H88ZM245 122H249L250 124H248V125H246L245 126ZM63 123V122H62ZM97 123V122H96ZM99 123V122H98ZM213 123H212V125H213ZM244 123V124H243ZM261 124H264V123H262V122H260ZM5 124V123H4ZM137 124V123H136ZM251 124V125H252ZM257 124L259 125V122H257ZM261 124H260V127H261ZM52 125V124H51ZM84 125H86V124H84ZM84 125H82V126H84ZM155 125V126H154ZM157 125V126H156ZM183 125V126H182ZM243 125H244V127H243ZM1 126V125H0ZM80 125L78 124V127H79ZM94 126V127H93ZM185 126V127H186ZM52 127V126H51ZM127 127V126H126ZM176 128H178L177 126H175ZM174 127V128H175ZM203 127V126H202ZM256 127H258V126H256ZM1 128V127H0ZM79 128H83V127H79ZM78 128V129H79ZM125 128V127H124ZM150 128V127H149ZM161 128V127H160ZM173 128V129H174ZM178 128V129H179ZM208 128V129H207ZM262 128H264V127H262ZM127 129V128H126ZM129 129V128H128ZM156 129V130H155ZM162 129V128H161ZM129 130H131V129H129ZM169 130H171V131H169ZM194 130V129H193ZM60 131V130H59ZM119 131V130H118ZM155 131V132H154ZM175 131H178V130H175ZM182 131V130H181ZM245 131V132H244ZM7 132V131H6ZM57 132H58V130H57ZM106 132H107V134L108 135H106ZM149 132V133H148ZM236 132H239V133H242V135L241 134H235ZM80 133V132H79ZM112 133H114V132H112ZM117 133V132H116ZM222 133V134H221ZM223 133L225 134V135H223ZM104 134V135H103ZM133 134H136V133H133ZM164 134V136H165V138H167V136ZM177 134V133H176ZM235 134V135H234ZM78 135V134H77ZM178 135V134H177ZM252 135V136H251ZM9 136V135H8ZM132 136H134V135H132ZM172 136V135H171ZM180 136L178 135V138H180ZM210 136H215V138L214 139H216V142L215 143H213V142H211L212 144H206L205 143V141L207 140V138H210ZM229 136V137H228ZM129 137H130V135H129ZM76 138V137H75ZM127 138L130 140V141H128L127 140ZM138 138H140V139H138ZM171 138V137H170ZM229 138V139H228ZM237 138V137H236ZM72 139V138H71ZM172 139V138H171ZM174 139V138H173ZM70 140V139H69ZM74 140V139H73ZM72 140V141H73ZM133 140H135V141H133ZM144 140H155V142H150L149 144H147V143H145V144H143V142H144ZM166 140V139H165ZM231 140V139H230ZM240 140H243V139H241V137H240ZM244 140H247V139H244ZM133 141V142H132ZM212 141V140H211ZM239 141V140H238ZM66 142L67 141H65V144H66ZM69 142H71V141H69ZM207 143H208V141H206ZM209 142H210V139H209ZM249 142H252V141H249ZM249 142H247V143H249ZM62 143V142H61ZM60 143V144H61ZM158 143H160V144H158ZM169 143H171V142H169ZM175 143V142H174ZM239 144L240 143H242L241 141L240 142H238ZM237 143V144H238ZM244 143H246V142H244ZM246 143V144H247ZM262 143H264V142H262ZM64 144V143H63ZM62 144V145H63ZM147 144V145H146ZM165 146L166 145V148L165 147H163V145ZM254 144V143H253ZM61 145V146H62ZM70 145V146H69ZM142 145H144V146H142ZM250 145H252L251 143H250ZM249 145V146H250ZM258 145V144H257ZM177 146V145H176ZM180 146V145H179ZM232 146V147H231ZM254 146H256L255 144H254ZM63 147V146H62ZM172 147V146H171ZM233 147H238L237 149H239L240 147L242 148L241 150L239 149L238 150V153L239 154H235L236 152H234L233 154H230L229 152H232V151H230V150H232V149H234ZM257 147V146H256ZM255 147V148H256ZM44 147H42V149H43ZM180 148V147H179ZM188 148H189V146H188ZM193 148H190V149H193ZM252 148V147H251ZM32 149V148H31ZM37 149V148H36ZM51 149V148H50ZM59 149V148H58ZM201 149H198V150H200V151H202ZM250 149V148H249ZM254 149V148H253ZM256 149H259V148H256ZM80 150H86V151H84L83 153H81V155L79 154L78 155V153H80L79 151ZM211 150V151H210ZM171 151V150H170ZM212 151H214L213 153H210V152H212ZM234 151H236V150H234ZM249 151V150H248ZM261 151L262 152H264V149H262L261 148ZM47 152H49V153H47ZM33 154V153H32ZM154 154H157L158 155V158L160 157V159H157V161L159 160V162H157L158 163V168H159V164H164V166H165V168L163 169L162 168V166H161V171H158V173H157V168H153V169H157L156 170V172H155V170L153 171L152 170V172L150 171H148V173H146V172H144V173H142L141 175H139V173H138V175L136 176V174L134 175V174H132L131 176V183L132 184H137L138 185V187H140V189H138V187L137 186H134L133 187V185H132V187H131V189L129 188L128 190H130V191H126L125 189V192L123 191V190H121V189H123V187L121 188V186H123V184H124V182H122V181H124V179H123V177H125L126 175H127V173L128 172H126V174L125 173H123V172H119V170H121V169H119V167L121 168V167H124V168H129V166H131V168H133L134 167V165H136V164H139V163H141V165H142V163H145V162H142V161H145V159L147 160V162L149 163V162H151L150 161V158L152 159H155L154 158V156L155 157H157L156 155H154ZM25 155V154H24ZM152 155H154L153 157H152ZM179 155H180V153H179ZM29 156V155H28ZM89 156H94V159H92V160H88V162H85V164L84 165H78V168H75L74 170H71V171H68V169H67V167L69 166V165H71V164H73V161H75V160H79V159H82V160H84L83 158H86V157H89ZM136 156L138 157V158H140V160H142L141 162L139 161V163L136 161V164H135V158H136ZM249 156V155H248ZM252 156V155H251ZM32 157V156H31ZM148 157H149V159H148ZM261 157V156H260ZM260 157H258V155H255L254 156V158L252 159V158H250L251 160H254L255 161V159H258V160H260V161H262V162H264V157H262V158H260ZM33 158V157H32ZM172 158H174V157H172ZM5 159V158H4ZM30 159V158H29ZM152 159V160H153ZM170 159V158H169ZM249 159V160H250ZM33 160V159H32ZM134 160V161H133ZM249 160H247V161H249ZM250 160V161H251ZM257 160V161H258ZM87 161V160H86ZM169 161V160H168ZM25 162V161H24ZM253 162V161H252ZM252 162H251V164H252ZM4 163V162H3ZM17 163V162H16ZM82 163V162H81ZM132 163H134V165L132 164ZM147 163V164H148ZM152 163V162H151ZM129 164V165H128ZM146 163L144 164V166L145 165H147ZM246 164V163H245ZM16 165V164H15ZM128 165V166H127ZM248 165V164H247ZM262 165V164H261ZM260 165V166H261ZM133 166V167H132ZM156 166V165H155ZM249 166V165H248ZM252 166V165H251ZM259 166V167H260ZM3 167H5V168H3ZM84 167H88V169H83ZM113 167H116V168H113ZM118 167V168H117ZM141 167V166H140ZM233 167H232V170H234L233 169ZM69 168V167H68ZM131 168H130V170H131ZM135 169H137V167H134ZM133 168V169H134ZM138 168H139V166H138ZM235 168V167H234ZM261 168H264V167H261ZM15 169H16V171H15ZM71 169V168H70ZM116 171H115V170ZM117 169H118V171H117ZM163 169V170H162ZM255 169L256 168H254V164H253V167H240L239 169H237V167H236V169H235V171L233 172V173H231V171H228V172H230L231 174H230V176L228 175V177H229V182H233V181H235V180H237L238 179V177L239 176H241V177H245V176H248V175H250V174H252L253 172H256L255 171ZM259 169V168H258ZM7 172H5V171ZM21 170H24V172L25 173H23ZM113 170V171H112ZM122 170H123V168H122ZM148 170V169H147ZM261 170V169H260ZM94 171H100L98 174H96V172H95V175H93L92 173V176H91V174H90V176L89 175H87L86 173H88V172H94ZM127 171V170H126ZM262 171H264V170H262ZM47 172H51L50 174H47ZM86 172V173H85ZM116 172V173H115ZM219 172H223L222 170L221 171H219ZM261 172V171H260ZM120 173V174H119ZM121 173H123V174H121ZM227 173V172H226ZM225 173V174H226ZM262 173V172H261ZM56 174H59V175H57V176H55V177H53L54 175H56ZM83 174H84V176L85 177H83ZM194 175L195 176V178L196 179H193V180H190L189 179V175ZM255 174V173H254ZM254 174H253V177L251 176L249 179H247V180H245L243 183H241L240 181H239V183H240V185H239V188H238V190H237V192L239 193V192H242V193H244V194H246V193H248L249 191L251 192L252 190H254L253 188H255V187H260V186H262V187H264V174H256L255 176H254ZM121 175V176H120ZM124 175V176H123ZM130 175V174H129ZM212 175V176H211ZM219 175L220 174H218V176L217 177H219ZM47 176H50V177H53V178H51V179H48V178H46ZM88 176V177H87ZM135 176V177H134ZM161 176V175H160ZM165 177L166 175H162V177ZM224 176V175H223ZM226 176V175H225ZM122 177V178H121ZM128 176H126V178H127ZM137 177V178H136ZM175 177H178V179L176 180L175 179ZM216 177V178H217ZM221 177H222V175H221ZM125 178V179H126ZM129 178V177H128ZM126 179L127 181L129 180L130 181V178L129 179ZM132 178H133V180H132ZM136 180H135V179ZM156 178V177H155ZM191 178H194V177H191ZM231 178V179H230ZM248 178V177H247ZM74 180V181H70V180ZM123 179V180H122ZM161 179V178H160ZM165 180H166V178H164ZM208 179H209V177H208ZM227 179V178H226ZM120 180H121V183H120ZM125 180V182L127 183V181ZM135 180V181H134ZM175 180H176V182H175ZM217 180V179H216ZM132 181H134V182H132ZM221 181H222V179H221ZM220 181V182H221ZM222 181V182H223ZM241 181H242V179H241ZM175 182V183H174ZM209 182H211V181H209ZM37 183H41L42 185H41V187H40V185L38 186V185H36V186H34V184H37ZM146 183V184H145ZM205 183H206V181H205ZM238 183V184H239ZM119 184H121L120 185V192L118 193V191L117 190H119V188H118V186H119ZM149 185V186H146V185ZM230 184V183H229ZM233 184H235V183H233ZM118 185V186H117ZM140 185V186H139ZM142 185V186H141ZM171 185V186H172ZM179 185V184H178ZM50 186H52V187H54V186H57V187H54L53 189H51L52 187H50ZM126 185L124 184V188H128V187H125ZM225 186V188H226V191L229 189H227V187ZM49 187V191H48V189H46V188H48ZM112 187H115L114 188V190L115 191H117V193L116 192H114V193H116V195H112V194H114V193H112L111 195L114 197L112 200H110L109 201V198L111 197H108L107 195H104V196H107V200H108V203L106 202L107 200L104 198V196L101 194L102 192H100V194H98L97 196H93V197H89V198H84L85 196V194L86 195H91V194H93V193H95L94 191L96 190V192H97V190L99 191V190H101V188H110V189H112ZM137 187V188H136ZM235 187V186H234ZM118 188V189H117ZM132 188L134 189H137V190H132ZM47 191H46V190ZM102 189V190H103ZM105 189V190H106ZM165 189V190H166ZM233 190V187L232 188H230V190ZM234 189H236V188H234ZM256 189V188H255ZM113 190V191H114ZM139 190V191H138ZM170 190V189H169ZM109 191H111V190H109ZM113 191H111V192H113ZM123 191V192H122ZM225 191V192H226ZM234 191V190H233ZM262 191V190H261ZM138 192L139 194H136V193ZM166 192V191H165ZM228 192V191H227ZM231 192V191H230ZM258 191H256V196L257 197H259L260 195H258L259 193H260V191H259V193H257ZM91 193V194H90ZM229 193V192H228ZM83 194V198H82V200L81 199H79L78 197H81V195ZM97 194V193H96ZM107 194V193H106ZM110 194V193H109ZM141 195L142 196V198H138V196L136 197V195ZM155 194H154V197H155V199H156V196H155ZM167 194V193H166ZM250 194H252V193H250ZM100 195V196H99ZM102 195V196H101ZM164 195H165V193H164ZM168 195V194H167ZM227 196H225V198L222 200L220 197H222V196H219L218 198H220L221 200H219V202H217V204H223L224 203V205L225 204H228V203H230L231 204V199H233V200H235L234 199V197L232 198L231 197V195L229 196V194H226ZM247 195H249V194H247ZM247 195H245V196H247ZM254 195V196H255ZM141 196H139V197H141ZM159 196V195H158ZM244 196V197H245ZM252 196V195H251ZM253 196V197H254ZM136 197V198H135ZM160 197V196H159ZM162 197V196H161ZM165 197V196H164ZM243 197V196H242ZM78 198V199H77ZM137 198L139 199V200H137ZM171 198V199H172ZM215 198H217V197H215ZM249 198V197H248ZM252 198V197H251ZM261 198V197H260ZM142 199H144V201L142 202ZM164 199V198H163ZM166 199H168V198H166ZM170 199V198H169ZM173 199H172V201H173ZM237 199V198H236ZM154 200V199H153ZM158 201H159V198L157 199ZM165 200V199H164ZM164 200H161L160 202H162V201H164ZM198 200V199H197ZM202 200V199H201ZM206 200V199H205ZM218 200V199H217ZM231 200V201H230ZM247 200V199H246ZM256 200V199H255ZM262 200H264V198H262ZM112 201V202H111ZM157 201V202H158ZM168 201V200H167ZM203 201V200H202ZM216 201V200H215ZM253 201V200H252ZM260 201V200H259ZM111 202V203H110ZM148 202V203H149ZM152 202H154V201H152ZM159 202V203H160ZM169 202V201H168ZM168 202H167V204H168ZM171 202V201H170ZM209 202V201H208ZM105 203L107 204V206L105 205ZM143 203H144V205H143ZM196 203V202H195ZM199 203V202H198ZM210 203V202H209ZM212 203H213V201H212ZM108 204H109V206H108ZM150 204H152L151 202H150ZM156 204V203H155ZM161 204V203H160ZM164 205H166L165 203H163ZM170 204V203H169ZM181 204V203H180ZM188 204H190V203H188ZM192 204V203H191ZM216 204V207L218 206ZM142 205V206H141ZM179 205V204H178ZM182 205V204H181ZM202 205V204H201ZM208 205V204H207ZM104 206H106V207H104ZM143 206H145V207H143ZM152 206V205H151ZM154 206V205H153ZM152 206V207H153ZM158 206V205H157ZM155 207V208H152L151 209V211L148 209V210H146V212H144V213H147V212H152V211H155V209H157V208H159V210H160V208H163V207ZM186 206V205H185ZM184 206V207H185ZM195 206V204L193 205V207ZM206 206V205H205ZM213 206V205H212ZM172 207V206H171ZM179 207H180V205H179ZM179 207H176V208H179ZM182 207V206H181ZM193 207H191V208H193ZM209 207H211L210 205H209ZM215 207V206H214ZM213 207V208H214ZM215 207V208H216ZM106 208V209H105ZM139 208V209H140ZM169 208V207H168ZM186 208V207H185ZM195 208H199V207H195ZM201 208V207H200ZM250 208V207H249ZM249 208H248V210H249ZM134 209H137L135 212H134ZM141 209V210H142ZM163 209H165V208H163ZM171 209V208H170ZM169 209V210H170ZM194 209V208H193ZM192 209V210H193ZM225 209V208H224ZM255 209H257V208H255ZM162 210V209H161ZM169 210H167V211H169ZM176 210V209H175ZM174 210V211H175ZM180 210V209H179ZM179 210H177V212L179 211ZM191 210V211H192ZM198 210H200V209H198ZM201 210H202V208H201ZM222 210V212L221 213H223V212H225V211H223V209H221ZM247 210V209H246ZM253 209H251V211H252ZM257 210H259V209H257ZM261 210V209H260ZM262 210H264V209H262ZM262 210H261V212H262ZM30 211H32V212H30ZM96 212V214H95V212ZM145 211V210H144ZM166 211V212H167ZM189 211V210H188ZM203 211V210H202ZM229 211V210H228ZM227 211V212H228ZM77 212H79V213H81V212H85V213H87V214H91V215H87V214H83V215H81V216H79L78 214H77ZM97 216V212L98 213H100V215L102 214V213H107L105 216L103 215V216H100V215H98V217H95V215L93 214V213ZM124 212V213H125ZM162 212V211H161ZM166 212H164V213H166ZM176 212V213H177ZM201 212V211H200ZM230 212V211H229ZM228 212V213H229ZM248 212V211H247ZM250 212V211H249ZM260 212V211H259ZM74 213H76L77 214V216L74 214ZM109 213H110V215H109ZM112 213V214H111ZM157 213V212H156ZM172 213H174L173 212V209L172 210H170L169 212H167L166 214H163L162 213V216L160 215V217L158 216V218H157V220L156 221H158V220H160V221H164V220H166V219H168V218H171L172 219V217L170 216V215H172ZM179 213V212H178ZM194 213H196L195 211H194ZM221 214V213H219V212H216L215 214ZM262 213H264V212H262ZM68 214V215H67ZM72 214H74L73 216H72ZM142 214V213H141ZM148 214V213H147ZM161 214V213H160ZM183 214V213H182ZM198 214H199V212H198ZM205 214V213H204ZM227 214V213H226ZM226 214H223V215H225V217H226ZM250 214H251V212L249 213V215L248 216H250ZM62 215H64L63 217H62ZM69 215H71V216H69ZM94 215V216H93ZM146 215V214H145ZM151 215V214H150ZM157 215H159L158 213H157ZM181 215V214H180ZM180 215H177V218H178V216L180 217ZM222 215V214H221ZM220 215V216H221ZM223 215H222V217H223ZM251 215H256V214H251ZM258 215V214H257ZM261 215V214H260ZM128 216V217H129ZM176 217V215L174 214L173 215V217ZM182 217H183V215H181ZM196 216V215H195ZM198 216V215H197ZM201 216V215H200ZM202 216H203V212H202ZM122 217V216H121ZM153 217H155V215L153 216ZM174 217V218H175ZM218 217V216H217ZM225 217H223V218H225ZM228 217V216H227ZM119 218V220H117ZM173 218V219H174ZM219 218V217H218ZM122 219V218H121ZM126 219V218H125ZM172 219V220H173ZM176 219V218H175ZM52 220V222H50ZM95 220H98V222L97 223H95ZM123 220V219H122ZM127 220H129V219H127ZM160 221H158V222H160ZM213 222V221H212ZM128 223V222H127ZM135 223L133 224V225H135ZM139 223H140V221H139ZM157 223V222H156ZM160 223H162V222H160ZM116 224V225H115ZM120 224V223H119ZM118 224V225H119ZM151 224V223H150ZM158 224V223H157ZM262 224H264V223H262ZM261 224V226H264V225H262ZM113 225H115V228L114 227H111V226H113ZM125 225H127V224H125ZM44 226H46L45 228H44ZM80 226H81V228H80ZM99 226V227H100ZM43 227V228H42ZM139 227V226H138ZM215 227V226H214ZM217 227V226H216ZM42 228V229H41ZM128 228V229H129ZM137 228V227H136ZM171 228V227H170ZM210 228H211V226H210ZM213 228V227H212ZM210 229V230H208L209 229V227H208V229L206 228V232L207 233H209L210 234V237H211V239L209 238V240H208V245H221V244H225V242L227 243V242H230L231 240L233 241V239L235 238L234 236L235 235H233V234H227V233H224L225 231H223V232H220V231H222V230H218L217 228H213V229ZM39 229H41V230H39ZM124 232H125V230L123 229V228H121ZM139 229V228H138ZM143 229V228H142ZM168 229V228H167ZM186 229V228H185ZM260 229L262 230V228L260 227ZM134 231H136L135 230V228L133 229ZM172 230H173V228H172ZM172 230H169V232L167 233L168 234V236H170V245H172V246H182V247H184V250L186 249L188 252H190L189 253V255L190 254H192L193 256H197L198 254H200L201 253V251H200V249H199V247H198V244H197V241H196V239L195 240H193L192 238H191V236L192 235H189V234H187V231L186 232H179V233H175V232H173ZM208 230V231H207ZM224 230V229H223ZM64 231V232H63ZM167 232V231H166ZM67 233V232H66ZM69 233V232H68ZM188 233H190V232H188ZM201 233V232H200ZM203 233V232H202ZM201 233V234H202ZM233 233V232H232ZM78 234V233H77ZM80 234V233H79ZM133 234V233H132ZM166 234V235H167ZM67 235V234H66ZM57 236V235H56ZM58 238V237H57ZM106 240H104V241H106ZM66 241V240H65ZM80 241H78V242H80ZM248 241V240H247ZM56 242H58V241H56ZM77 242V243H78ZM85 242V241H84ZM88 242H89V240H88ZM87 242V243H88ZM99 242H100V240H99ZM103 242V241H102ZM102 242H100L101 244H102ZM110 242H106V243H110ZM77 243H75L76 245H77ZM80 243H83V242H80ZM86 243V244H87ZM105 243V244H106ZM56 244V243H55ZM54 244V246L56 247V245ZM58 244V243H57ZM70 244V243H69ZM85 244V243H84ZM84 244L83 245H81V246H84ZM85 244V245H86ZM91 244H93V243H91ZM100 244V245H101ZM110 244H112V243H110ZM109 244V249H108V251L109 250H111L112 251V249H111V245ZM59 245V244H58ZM96 245V244H95ZM94 245V246H95ZM99 245V244H98ZM97 245V246H98ZM113 245V244H112ZM52 246L53 245H51V248H52ZM77 246H79V244L77 245ZM81 246H79V247H81ZM87 246H89V245H87ZM104 246V245H103ZM106 246V245H105ZM111 246V247H110ZM116 245H113V247H115ZM53 248L54 250L55 249H57L58 250V248L60 247H56V248ZM64 247H66V246H63V248ZM79 247H77V248H79ZM84 247H86V246H84ZM90 247V246H89ZM89 247L87 248V249H89ZM117 247V246H116ZM82 248V247H81ZM98 248H99V246H98ZM102 248V247H101ZM83 249V248H82ZM91 249V248H90ZM56 250V252H59V251H57ZM66 250V249H65ZM86 250V249H85ZM84 250V251H85ZM38 251V250H37ZM50 252H51V250H49ZM80 251V250H79ZM83 251V250H82ZM83 251V252H84ZM107 252V251H106ZM186 252V251H185ZM51 253H53V252H51ZM109 254H111V252H109ZM50 256H51V254H49ZM52 255H54V254H52ZM55 255H56V253H55ZM44 256H46V253L44 254ZM49 256V258H53V257H50ZM57 256V255H56ZM0 257H2V255L0 256ZM40 257V256H39ZM42 258V257H41ZM40 258V259H41ZM45 258V257H44ZM44 258H42L43 260L42 261H40V262H44L45 260H44ZM49 258H48V263H50L51 261H54V260H49ZM57 258H59V256L57 257ZM71 258H73L72 256H71ZM70 258V259H71ZM98 257L96 256V259H97ZM54 259H55V256H54ZM60 259V258H59ZM74 259V258H73ZM73 259H71V260H73ZM94 259V258H93ZM27 260V259H26ZM56 260V259H55ZM70 260V261H71ZM39 261V260H38ZM58 261H60V260H58ZM68 261H69V259H68ZM94 261V260H93ZM40 262H39V264H40ZM47 262V261H46ZM73 262H74V260H73ZM52 263V262H51ZM50 263V264H51ZM55 263V262H54ZM63 263V262H62ZM67 264V261H65L64 262V264ZM70 264H71V262H69ZM68 263V264H69ZM76 263V262H75ZM0 264H17V262L16 263H11V262H8V261H4V260H2L1 258H0ZM18 264H20V263H18ZM26 264V263H25ZM45 264H47V263H45ZM56 264H58V262L56 263ZM73 264V263H72ZM78 264V263H77ZM90 264V263H89ZM93 264V263H92ZM100 264V263H99Z\"/></svg>",
	"mask_w": 264,
	"mask_h": 264
}]
</instances>
